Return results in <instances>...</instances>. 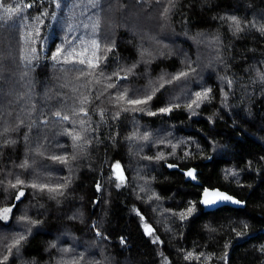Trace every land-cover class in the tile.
Instances as JSON below:
<instances>
[{"label":"trees","instance_id":"trees-1","mask_svg":"<svg viewBox=\"0 0 264 264\" xmlns=\"http://www.w3.org/2000/svg\"><path fill=\"white\" fill-rule=\"evenodd\" d=\"M262 28L264 0H0V264H264Z\"/></svg>","mask_w":264,"mask_h":264},{"label":"snow or ice","instance_id":"snow-or-ice-1","mask_svg":"<svg viewBox=\"0 0 264 264\" xmlns=\"http://www.w3.org/2000/svg\"><path fill=\"white\" fill-rule=\"evenodd\" d=\"M42 2V0H41ZM28 7H32L31 4L28 5ZM13 11H20V9H13ZM167 11V9L165 10ZM39 19V18H37ZM233 23H234V26H235V29L236 31H240V21L236 18V17H231L230 18ZM262 31H264V28L261 29ZM91 49L93 51V53H98L99 52V49H100V44L98 41L96 40H93L91 42ZM105 51H110V49H105ZM74 55H82V54H78V53H75L74 50H66L64 48H57L56 52H54L52 54V60L53 61H57V62H61V57H63V63H69V64H73V63H79V64H82V65H87V67L91 70H96L100 67V60H101V57L99 55H96L95 56V62H93L92 59H79V60H76V59H73V60H69L68 57L69 56H74ZM83 74H90V73H83L82 72V75ZM103 73H101L102 75ZM187 74L186 73H181V76H186ZM176 79H179V77H177ZM97 83H99V81H97ZM115 85H111L109 84L108 87H114ZM210 91V90H208ZM196 96L197 98H201L202 94L201 93H196ZM203 98H207V91L203 93ZM119 100H123L125 99L124 95H121L119 98ZM152 99V96L151 95H147L145 98L143 99H130L127 101L128 104L130 105H146L150 100ZM193 103H196V101H194ZM189 107H191V105H189ZM133 110H142V109H133ZM161 112H168V111H171L170 108H165V109H160ZM152 115H154L155 113H151ZM56 116H60V113L57 112L55 113ZM64 120H67L69 119L68 117H63ZM69 135H72L71 133H68ZM73 139L74 140H79L81 139V137L79 135H74L73 136ZM52 159H55V160H59L61 162H67V157H52ZM27 165L24 164V165H21V167H26ZM116 169H119V164L115 165L114 166ZM171 167V166H170ZM187 175L189 177H191L192 179H196V176L194 174V170L193 171H189L187 173ZM116 178L120 181L123 182L124 180V177L121 174H116ZM24 182L21 181V180H17V184L16 185H12V187H16L17 185L19 184H23ZM118 187L120 186L119 184L117 185ZM32 187H40L41 190L47 188V185H36V184H33ZM63 185H59L57 187V189H49L50 191H58L60 188H62ZM98 188H99V185H98ZM24 193L23 191H21L19 193V195L16 197L17 200L20 199L21 196H23ZM203 195V198L201 200V204H203L204 206L206 207H210V206H214V205H218V204H221V203H224V202H233V203H241L240 201H234L233 198L231 196H228L227 194L225 193H222V192H219V191H215V192H209L207 189H205L204 193L202 194ZM12 209L11 208H4V209H0V218H2L3 220L7 221L9 219V213H11ZM194 211V205L193 207H190L187 212L188 214H191L192 212ZM181 219H184L185 218V214L184 213H181ZM21 219H25L23 217H21ZM146 232L151 235L152 233V230L150 228V226H146ZM24 237L21 236L19 240L16 241V244H19L20 243V240H23ZM155 242V241H154ZM193 257V254L192 253H189L188 254V258H192ZM198 258V257H197ZM6 259V258H5Z\"/></svg>","mask_w":264,"mask_h":264},{"label":"water","instance_id":"water-1","mask_svg":"<svg viewBox=\"0 0 264 264\" xmlns=\"http://www.w3.org/2000/svg\"><path fill=\"white\" fill-rule=\"evenodd\" d=\"M193 170H194V174H195V176H196V179H192L191 177H189V176L187 175V173H188L189 171H193ZM198 172H199L198 168H196V167H190V168H188V169L186 170V176H187L189 179L193 180V181H197V180H198V177H197ZM205 189H207L209 192L219 191V192L225 193V194H227L228 196H231V197L233 198L234 201H240V202H241V203H239V204H237V203H233V202H224V203H221V204H218V205H214V206H210V207H206V206H204V205L202 204V206L204 207V209H205L206 211L214 210V209H216V208H218V207L225 206V205H229V206H233V207H240V206H242V201H241L239 198H237L236 196L232 195L231 193H229V192H227V191H225V190H222V189H220V188H218V187H216V188L205 187L204 190L202 191V194L204 193ZM202 194H201V199H200V201H201L202 198H203V195H202Z\"/></svg>","mask_w":264,"mask_h":264},{"label":"rangeland","instance_id":"rangeland-1","mask_svg":"<svg viewBox=\"0 0 264 264\" xmlns=\"http://www.w3.org/2000/svg\"><path fill=\"white\" fill-rule=\"evenodd\" d=\"M9 215H10V213H9ZM158 252H159L160 254L162 253V248H161V247L158 248ZM163 264H166V263L164 262Z\"/></svg>","mask_w":264,"mask_h":264}]
</instances>
